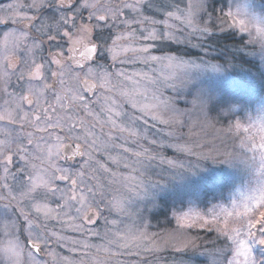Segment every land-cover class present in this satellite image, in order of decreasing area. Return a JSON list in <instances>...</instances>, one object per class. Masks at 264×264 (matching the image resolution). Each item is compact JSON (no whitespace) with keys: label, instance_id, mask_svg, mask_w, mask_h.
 Wrapping results in <instances>:
<instances>
[{"label":"snow or ice","instance_id":"snow-or-ice-1","mask_svg":"<svg viewBox=\"0 0 264 264\" xmlns=\"http://www.w3.org/2000/svg\"><path fill=\"white\" fill-rule=\"evenodd\" d=\"M0 123V264H264V0H12Z\"/></svg>","mask_w":264,"mask_h":264},{"label":"trees","instance_id":"trees-1","mask_svg":"<svg viewBox=\"0 0 264 264\" xmlns=\"http://www.w3.org/2000/svg\"><path fill=\"white\" fill-rule=\"evenodd\" d=\"M178 3L181 4L183 2H179L178 1ZM217 44L220 45V46H224L225 44H227L229 47H231L230 41L228 39L224 38V37H221L220 39H218L217 40ZM163 50L167 51V50H169V48L165 47ZM171 50H173V51L176 50V46L172 45L171 46ZM188 52L190 54H192V55L199 54L197 52V50H195V49H188ZM156 53H160L159 50H157ZM213 54H215V53H213ZM166 94H169V93H166ZM211 137H212V131L209 130L208 139H211ZM168 154L171 155V151L170 150H169ZM158 221H159V224H158ZM151 224H152V227L150 229L153 232L160 231V229L164 228V227H175L174 223H172L171 225L166 224L164 222L163 215H160V216H158L156 218H153L151 220ZM191 231H192V235H199L201 237L200 243L202 245L207 247L209 249V251L212 250V245L211 244H205V241H209V240L215 239V233H208L206 230H201V229H193ZM203 250L204 249L202 248L201 251H203ZM131 258H133V257H128V259H130V260H131ZM134 259H135V257H134ZM210 259H211L210 255L197 256L196 259H195V264H205V262L209 261Z\"/></svg>","mask_w":264,"mask_h":264},{"label":"rangeland","instance_id":"rangeland-1","mask_svg":"<svg viewBox=\"0 0 264 264\" xmlns=\"http://www.w3.org/2000/svg\"><path fill=\"white\" fill-rule=\"evenodd\" d=\"M178 1L179 2H183V3L179 4L181 7H183L184 4L187 2V0H167L168 3H173V2L178 3ZM156 54H160V53H156ZM106 63H110V61H106ZM117 67L118 68L119 67L125 68L128 71H132L134 69L135 70L149 71V69L146 66L139 65V64H137V65H128V64L119 65L118 64ZM152 68L154 70L153 73H152L153 75H159L160 72L166 71L165 69L160 68L158 65H153ZM185 130L187 131V129H185ZM195 131H199V130L197 129ZM224 195H225V197L228 196V190L227 189L225 190ZM216 202H217L216 200L212 199V196L211 195H209L207 198L201 197V200L198 202V207L200 208V210H203L206 205L207 206H210V203H216ZM110 219H111V217H110ZM52 223L55 225V229L56 230H60V226L58 224H55V222H52ZM173 223H174V226H175V222L174 221H173ZM102 224H103V222L101 221L100 222V225H102ZM89 227L95 228L97 226L89 225ZM150 231H151V229H150ZM65 235L74 236L75 237V236H78L79 234L78 233H73L71 231H66L65 232ZM92 242L93 243H98L100 241H99V238H92ZM57 251H61V252H63V254L68 255L66 249H59L58 248ZM43 259H48V257L45 256V257H43ZM124 259L125 260H130V259H128V257H125ZM133 259H134V257L131 258V260H133Z\"/></svg>","mask_w":264,"mask_h":264},{"label":"flooded vegetation","instance_id":"flooded-vegetation-1","mask_svg":"<svg viewBox=\"0 0 264 264\" xmlns=\"http://www.w3.org/2000/svg\"><path fill=\"white\" fill-rule=\"evenodd\" d=\"M12 2V0H0V7H4L6 6L8 3ZM104 63H106V61H102ZM4 125L2 123H0V127H3ZM11 127V126H10ZM3 137L0 136V139H2Z\"/></svg>","mask_w":264,"mask_h":264}]
</instances>
